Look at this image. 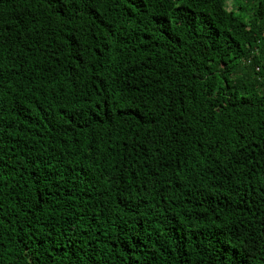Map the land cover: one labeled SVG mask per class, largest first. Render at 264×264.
<instances>
[{
	"label": "trees",
	"instance_id": "obj_1",
	"mask_svg": "<svg viewBox=\"0 0 264 264\" xmlns=\"http://www.w3.org/2000/svg\"><path fill=\"white\" fill-rule=\"evenodd\" d=\"M0 0V264H264V0Z\"/></svg>",
	"mask_w": 264,
	"mask_h": 264
},
{
	"label": "rangeland",
	"instance_id": "obj_2",
	"mask_svg": "<svg viewBox=\"0 0 264 264\" xmlns=\"http://www.w3.org/2000/svg\"><path fill=\"white\" fill-rule=\"evenodd\" d=\"M233 3H234V0H227V1H226V6H227L228 8H232V7H233Z\"/></svg>",
	"mask_w": 264,
	"mask_h": 264
}]
</instances>
